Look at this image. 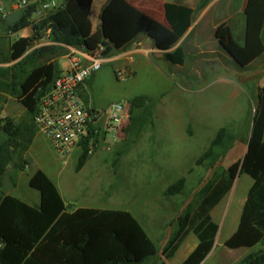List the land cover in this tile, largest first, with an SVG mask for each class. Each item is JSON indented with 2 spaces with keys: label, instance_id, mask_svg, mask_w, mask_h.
Returning <instances> with one entry per match:
<instances>
[{
  "label": "rangeland",
  "instance_id": "obj_1",
  "mask_svg": "<svg viewBox=\"0 0 264 264\" xmlns=\"http://www.w3.org/2000/svg\"><path fill=\"white\" fill-rule=\"evenodd\" d=\"M16 1L0 0L4 10L9 11L8 16L0 19L3 53L8 51L10 43L11 31L7 30V25L19 9L13 8ZM105 1L92 0L89 18L93 26L99 21L100 7ZM217 1L216 9L229 5L234 10L241 2ZM156 3L157 0L146 3L150 9L148 12L162 23ZM201 10L194 13L193 21ZM233 20L234 24L239 21L236 13ZM228 33L225 19L213 10L203 16L184 41L186 59L182 65L170 64L161 54L149 50L150 45L140 44H130L136 52L131 67H122L105 59L100 69L86 81L95 104L93 108L105 109L112 101L123 99L128 103L133 96L144 95L153 104L152 125H146L135 142L126 148L127 104V122L115 138L97 143L78 171L75 170L80 153L78 146L70 156L61 159L50 141L36 134L37 140L23 155H14L16 166L10 164L7 168L0 194L8 193L28 203H34L36 198L39 201L38 190L30 187L28 180L35 170H42L59 188L70 209L91 206L131 212L156 247L155 253L142 264L162 261L179 264L197 243L193 233L185 237L170 258L162 255V248L177 229V217L187 206L197 202L201 186L241 158L257 95L264 86V53L247 59L242 52L244 46L240 32L237 30L231 41ZM20 34L26 35L27 29L21 30ZM9 64L0 63V66ZM117 70H123L125 76L119 78ZM8 81L0 76V103L10 95L8 86H5ZM13 117L16 120L9 118L17 124L25 120L24 114ZM222 126L232 134L231 143L222 150L215 163L197 165L196 158ZM38 139L41 140L39 143ZM181 176L185 177L182 190L175 195L165 194L167 187ZM251 181L245 173L236 174L230 190L210 210L218 230L212 249L200 264H234L248 248H228L224 241L236 229Z\"/></svg>",
  "mask_w": 264,
  "mask_h": 264
},
{
  "label": "trees",
  "instance_id": "obj_2",
  "mask_svg": "<svg viewBox=\"0 0 264 264\" xmlns=\"http://www.w3.org/2000/svg\"><path fill=\"white\" fill-rule=\"evenodd\" d=\"M63 7L34 23L31 19L38 1L19 8L7 30L16 32L30 27V36H19L9 43L6 53L0 45V76L9 81V94L24 108L25 120L14 123L0 117V187L8 164L14 155H23L34 136L32 121L39 96L47 91L59 73L56 59L66 49L58 43L83 45L99 50L104 57L129 46L138 37H147L162 50V58L182 65L186 52L177 44L193 22L194 13L210 0H197L194 7L165 2V24L129 3L128 0H106L100 7L98 25L92 29L89 12L92 0H64ZM243 14V55L247 59L264 53V0H245ZM49 23V38L55 44L32 47L33 40ZM128 122L125 127L128 148L146 125H152L153 104L144 95L128 100ZM264 86L259 89L249 136L241 158L223 173L206 181L198 191V200L177 217V229L162 248L170 258L191 232L197 243L179 264H200L214 245L218 225L210 210L230 190L236 174L251 177L241 207L236 229L224 241L228 248L252 247L264 242ZM233 139L227 127H220L195 163H215L222 150ZM87 140L80 143L75 170L88 159ZM26 164V162H24ZM30 187L38 190L39 203L29 204L16 196L0 194V264H142L156 247L140 222L127 210L77 206L70 209L57 186L42 171L29 177ZM185 184L179 177L165 194H178ZM159 264H166L160 262ZM235 264H264V249L250 252Z\"/></svg>",
  "mask_w": 264,
  "mask_h": 264
},
{
  "label": "built area",
  "instance_id": "obj_3",
  "mask_svg": "<svg viewBox=\"0 0 264 264\" xmlns=\"http://www.w3.org/2000/svg\"><path fill=\"white\" fill-rule=\"evenodd\" d=\"M38 5L31 15L34 23L41 21L51 12L63 7L64 0H37ZM28 0H17L13 8H22ZM7 12L0 8V18ZM50 26L47 23L32 47L55 44L49 38ZM61 44L65 49L62 55L66 60L51 87L43 92L33 114L35 132L46 137L61 159L67 158L72 150L83 140H87L88 152L91 153L97 143L116 137L118 130L127 122L126 106L123 99L112 101L105 109L93 108L90 101L83 97L81 89L87 79L100 69L105 57L97 51L87 50L83 45ZM123 78V70H117ZM126 118V120H125Z\"/></svg>",
  "mask_w": 264,
  "mask_h": 264
},
{
  "label": "crops",
  "instance_id": "obj_4",
  "mask_svg": "<svg viewBox=\"0 0 264 264\" xmlns=\"http://www.w3.org/2000/svg\"><path fill=\"white\" fill-rule=\"evenodd\" d=\"M128 1L132 5L138 7L142 11L146 12L147 14H149L148 11H150V9H149V6L146 5V3L149 2V0H128ZM244 1L245 0H241V2H239L240 3V7L237 8L236 10H234L229 5L226 6V8H224V9H222V7L216 9V7H217L216 4H217L218 1L217 0H210L208 2V4H206V6L196 16L195 20L192 22V24L187 29V31L182 35V37L179 39V41L177 42V44L182 43V45L184 46V41L186 40V38H187L188 34L190 33V31L198 24V22L203 18L204 15H207L211 11L213 13V10H215V13L216 12L221 13V15L223 16V18L225 19V22H226V24L228 26V31H229V33H228V35H229V41L233 40V36L236 35L235 33H237V30L240 32L241 37H242V40H243V14H242V8H243V5H244ZM165 2H172V3L186 5V6H189V7H194V5L196 4L197 0H191V2L189 4H184V3L180 2L179 0H173V1H170V0H157L156 9H158V11H159V13H158L159 14V18L163 20V22H162L163 24H165V18H164V13H163V4ZM236 6H238V5H236ZM212 7H214V9H212ZM0 8H3V6L1 4H0ZM10 8H11V5H10ZM3 9H5V8H3ZM6 12H7V16H8L9 11H6ZM234 13H236L238 15V18H239L238 23H235V24H234V20H233V14ZM90 22H91V19H90ZM97 25H98V22H97V24L95 26H93L92 25V22H91L92 29H94ZM24 29H27V34L24 35V36H30L31 35L30 27H26ZM21 30H23V29H21ZM21 30H18L16 32H11L10 38H9L10 39V42H12L17 37L22 36L20 34V31ZM135 44L136 45L137 44H140L142 46H145V45L149 46L150 45L149 46V50L156 51L157 53L162 54L161 53L162 51L157 50L152 45L151 41L147 37H144V36L138 37L135 41H133L131 43V45H135ZM131 45H130V47L127 50L122 51V52L119 51L116 55H113V56H110V57H105V59L106 60H109V61L116 62L119 66H122V67H131L132 66V62H134V59H133L134 58V55L136 53L135 50L133 48H131L132 47ZM139 50H141V49H139ZM61 59H62V61H60ZM56 61L58 62L59 70H61L62 68H64V65L66 63V60L63 58L62 55L59 56L56 59ZM174 65H176V64H174ZM81 92L83 94V97L86 98L88 101H90V103L92 104V106H94L95 104H94V101H93V99H92V97L90 95L89 88H88L87 84H85V86L81 89ZM1 112L3 113V115L1 114ZM24 113L25 112H24V108H23L22 104L15 97H13L11 95H7V98L4 99L3 102L0 103V117H10V118L12 117L14 120H16V118H14L13 116H15V115H22ZM36 134L37 133L34 134L32 140H31V143H33L34 141L37 140ZM40 141L41 140L38 139V143ZM31 143H30V145H31ZM72 152H73V150H72ZM72 152L70 154H72ZM58 190H59V188H58ZM59 192H60V190H59ZM60 194H61V192H60ZM61 196H62V194H61ZM36 199L37 200L34 203H29V204L37 205L39 203V201H38V198H36ZM39 200H40V197H39ZM261 248L264 249V243L261 244L260 246L256 245V246H252V247H248L247 249H244L245 251H243V253L240 256H238V258H237L238 260L236 262H238L246 254H248L250 252L257 251V250H259Z\"/></svg>",
  "mask_w": 264,
  "mask_h": 264
},
{
  "label": "water",
  "instance_id": "obj_5",
  "mask_svg": "<svg viewBox=\"0 0 264 264\" xmlns=\"http://www.w3.org/2000/svg\"><path fill=\"white\" fill-rule=\"evenodd\" d=\"M156 48V47H155ZM157 50H159V51H162V50H160V49H158V48H156ZM10 165L8 164V166L7 167H9Z\"/></svg>",
  "mask_w": 264,
  "mask_h": 264
},
{
  "label": "clouds",
  "instance_id": "obj_6",
  "mask_svg": "<svg viewBox=\"0 0 264 264\" xmlns=\"http://www.w3.org/2000/svg\"><path fill=\"white\" fill-rule=\"evenodd\" d=\"M30 3V2H29ZM0 19H2V18H0ZM4 19V18H3Z\"/></svg>",
  "mask_w": 264,
  "mask_h": 264
}]
</instances>
